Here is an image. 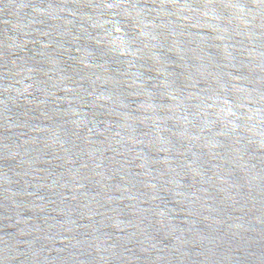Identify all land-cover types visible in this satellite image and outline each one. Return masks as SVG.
I'll use <instances>...</instances> for the list:
<instances>
[{
  "label": "water",
  "instance_id": "water-1",
  "mask_svg": "<svg viewBox=\"0 0 264 264\" xmlns=\"http://www.w3.org/2000/svg\"><path fill=\"white\" fill-rule=\"evenodd\" d=\"M0 264H264V0H0Z\"/></svg>",
  "mask_w": 264,
  "mask_h": 264
}]
</instances>
